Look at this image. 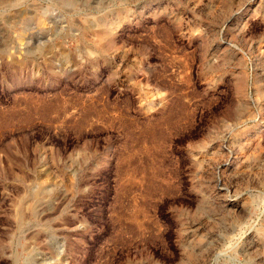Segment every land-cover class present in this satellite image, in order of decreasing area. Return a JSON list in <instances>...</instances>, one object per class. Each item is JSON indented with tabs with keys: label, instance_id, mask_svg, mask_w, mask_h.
I'll use <instances>...</instances> for the list:
<instances>
[{
	"label": "rangeland",
	"instance_id": "obj_1",
	"mask_svg": "<svg viewBox=\"0 0 264 264\" xmlns=\"http://www.w3.org/2000/svg\"><path fill=\"white\" fill-rule=\"evenodd\" d=\"M0 264H264V0H0Z\"/></svg>",
	"mask_w": 264,
	"mask_h": 264
}]
</instances>
